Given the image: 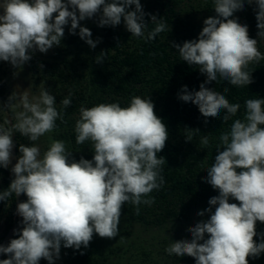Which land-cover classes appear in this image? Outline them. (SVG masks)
Listing matches in <instances>:
<instances>
[{"label":"clouds","instance_id":"obj_1","mask_svg":"<svg viewBox=\"0 0 264 264\" xmlns=\"http://www.w3.org/2000/svg\"><path fill=\"white\" fill-rule=\"evenodd\" d=\"M245 3L254 5L256 39L234 15L244 10ZM0 9V61L18 70L37 51L46 54L61 46L69 24V34L78 35L94 50L102 38L93 40L91 30L81 26L86 19L96 18L101 28L123 22L131 37L146 42L169 30L162 17L143 10L141 0H3ZM213 10L215 15L204 19L196 39L170 44L184 62L206 77L198 91L184 85L177 95L198 107L205 124L208 118L233 120L241 107L206 85L219 79L236 87L249 86L254 82L249 64L264 60L258 49V40L264 39V0H213ZM150 24L154 27L149 30ZM107 52L102 50L94 62L102 64ZM71 95L60 100L62 109L71 105ZM244 107L243 119H234L230 130L220 134L214 161L202 178L218 191L208 200L209 207L196 213L201 217L208 213V218L186 229L190 239L172 241L165 248L168 256L187 255L195 264H249V258L264 253V232L257 231V222L264 223V98L247 99ZM154 109L150 96H132L126 107L119 102L81 105L75 142H91V160L72 158L63 140H51L43 153L36 143L19 145L20 155L10 168L13 178L0 191V201L7 202L13 195L27 199L16 205L20 227L14 230L16 238L6 246L0 244V254L7 256L0 264H39L41 259L54 264L62 246L87 249L94 235L117 237L125 204L139 213L140 205L155 203L151 193L165 183L166 160L158 154L166 147L169 133ZM0 110H11L15 121L10 127L8 120L0 123L3 169L12 162L15 133L36 142L56 129L58 119L66 123L55 95L46 88L31 98L27 91H14ZM186 130V142L200 131ZM200 143L207 146L209 137L202 136Z\"/></svg>","mask_w":264,"mask_h":264},{"label":"trees","instance_id":"obj_2","mask_svg":"<svg viewBox=\"0 0 264 264\" xmlns=\"http://www.w3.org/2000/svg\"><path fill=\"white\" fill-rule=\"evenodd\" d=\"M204 1L201 8L199 2L202 0H141L146 13L162 17L169 26V30L158 34L151 41L131 37L124 26L101 28L96 23L89 28L92 39H102L94 50L78 35L65 33L61 46H54L50 57L40 59L34 55L32 58L33 75L39 76L48 85L50 93L56 97L57 109L63 111L66 121H56L53 139L65 141L67 150L72 152V158L77 161L81 156L91 160L93 155L91 142L86 141L82 145L75 142L74 126L81 105L90 108L100 103L119 102L122 107H126L132 96H150L154 102V111L166 123L169 133L166 147L158 154L166 160L162 172L165 183L160 190L151 193L155 203L151 206L140 205L139 213L135 206L124 205L121 221L129 227L160 229L207 219L208 213L203 217L196 213L208 208V200L218 195V191L203 182L202 178L214 161L216 148L220 144L219 136L230 130L234 119H243L245 100L264 98V60L249 64L248 70L252 72L254 81L249 86L236 87L219 79L206 85L224 94L230 103L241 105L233 120L223 122L220 117L208 118L205 124V118L196 105L177 98L182 86L186 85L189 91H198L199 85L206 79L198 68L189 66L170 46L171 42L182 44L196 39L203 28L204 19L215 15L213 0ZM253 8L254 5L245 3L244 10L234 15L240 23L248 25L250 37L256 39L258 29ZM204 11L207 15H204ZM145 19L149 20V17ZM152 27L154 25L150 24L149 30ZM76 31L78 33L79 29ZM258 49L264 54V39L258 40ZM102 50L108 51L106 59L102 64H97L94 58ZM41 63L43 69L38 67ZM69 93L72 94V103L67 109H62L60 100ZM7 95L8 87L0 78V104L7 102ZM186 129L200 131L193 134L191 142H186ZM204 135L209 137L207 146L200 143ZM33 143L19 133L14 135L18 156L20 144L31 146ZM12 178L10 169L0 168V191L8 188ZM26 199V196L21 195L20 201ZM230 202L238 203L234 200ZM17 203L18 197L14 195L7 202L0 201V244L17 227ZM257 231L264 232V223L257 222ZM13 238H16L14 234L9 241ZM254 239L259 242V237ZM72 252L76 254V264H195L194 258L187 255L170 257L164 253L160 259L144 245L127 250L126 259H108L98 249L90 247L72 249ZM6 258L2 254L0 259ZM249 264H264V253L257 259L249 258Z\"/></svg>","mask_w":264,"mask_h":264},{"label":"rangeland","instance_id":"obj_3","mask_svg":"<svg viewBox=\"0 0 264 264\" xmlns=\"http://www.w3.org/2000/svg\"><path fill=\"white\" fill-rule=\"evenodd\" d=\"M201 1V0H200ZM3 0H0L2 3ZM189 4L191 1L188 2ZM205 1L199 2L200 7L204 6ZM193 4V3H192ZM2 13V9H0ZM204 15L207 13L204 11ZM96 18L86 19L81 21L80 24L83 27L90 28L96 24ZM123 27V22L118 25ZM69 26L65 27V33L68 32ZM53 53V48L50 49L46 54L37 51L34 55L40 59H46L50 57ZM33 60L26 63L21 69L13 68L8 62L0 61V78L3 83L8 87L9 97L14 91L17 93L27 91L30 98L33 96H38L42 88L49 90L48 85L44 83L39 76L33 75ZM8 120L10 123H14L13 112L11 110H0V123ZM51 140H53L52 132L45 134L35 143L39 145L41 153L47 150ZM15 148V145H14ZM16 151V148H15ZM17 152L16 156L12 155V162L9 165V169L14 166L17 162ZM13 176V174H12ZM21 217L17 216V221L19 222ZM196 222H191L189 224H177L173 226H168L166 228H142V227H129L124 221L120 220L119 224V234L113 239L101 238L98 235H94L89 247L91 249H98L102 252L108 259H120L119 257H127V250H133L138 248L140 245H144L148 250H153L155 256H159L161 259L162 254L164 255L165 248L172 242L181 239H190L191 234L186 231L187 228L193 226ZM1 237V235H0ZM3 243V242H2ZM1 243V244H2ZM88 247V248H89ZM82 250L84 248H81ZM76 254L72 252L71 248L61 247L60 258L54 261V264H76ZM39 264H48L44 259H41Z\"/></svg>","mask_w":264,"mask_h":264},{"label":"water","instance_id":"obj_4","mask_svg":"<svg viewBox=\"0 0 264 264\" xmlns=\"http://www.w3.org/2000/svg\"><path fill=\"white\" fill-rule=\"evenodd\" d=\"M12 155H13V157L16 156V151H15V148H14V147H13V150H12ZM20 197H21V196L18 197V203L21 202V201H20ZM21 219H22V217L20 218V220H21ZM20 220H19V221H20ZM18 227H20L19 222L17 223V227H16L15 229H17ZM15 229H14V230H15ZM14 230H13L12 232H10V234H8V235L5 237V239H4L3 243H2L3 245H6V244L8 243L9 239L13 236ZM1 255H2V254H0V258H1Z\"/></svg>","mask_w":264,"mask_h":264}]
</instances>
